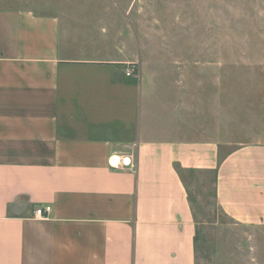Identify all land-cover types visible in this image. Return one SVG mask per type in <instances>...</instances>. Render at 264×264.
<instances>
[{
    "label": "crops",
    "instance_id": "0c3cea01",
    "mask_svg": "<svg viewBox=\"0 0 264 264\" xmlns=\"http://www.w3.org/2000/svg\"><path fill=\"white\" fill-rule=\"evenodd\" d=\"M102 3L0 0V264H197L187 175L212 174L223 213L264 226V144L224 153L200 133L190 96L119 47Z\"/></svg>",
    "mask_w": 264,
    "mask_h": 264
},
{
    "label": "rangeland",
    "instance_id": "374dc122",
    "mask_svg": "<svg viewBox=\"0 0 264 264\" xmlns=\"http://www.w3.org/2000/svg\"><path fill=\"white\" fill-rule=\"evenodd\" d=\"M53 14L85 0H2ZM119 47L138 66L180 83L197 127L229 153L264 144V0H101ZM198 222L197 264H264V226L229 219L216 204L212 174L187 175Z\"/></svg>",
    "mask_w": 264,
    "mask_h": 264
},
{
    "label": "built area",
    "instance_id": "2783aa9c",
    "mask_svg": "<svg viewBox=\"0 0 264 264\" xmlns=\"http://www.w3.org/2000/svg\"><path fill=\"white\" fill-rule=\"evenodd\" d=\"M132 73H134V69H131L127 72V75L128 76H131ZM117 161V164L115 165L114 162ZM111 165L113 167H119V166H127V167H130V168H133L134 169V166L131 164V161H127V159L125 160H122L120 158H115V159H111ZM51 211V208L50 207H47V208H38L36 210V216L38 217H45V213H50Z\"/></svg>",
    "mask_w": 264,
    "mask_h": 264
},
{
    "label": "bare ground",
    "instance_id": "6f19581e",
    "mask_svg": "<svg viewBox=\"0 0 264 264\" xmlns=\"http://www.w3.org/2000/svg\"><path fill=\"white\" fill-rule=\"evenodd\" d=\"M114 164L116 165L117 164V161H115Z\"/></svg>",
    "mask_w": 264,
    "mask_h": 264
}]
</instances>
